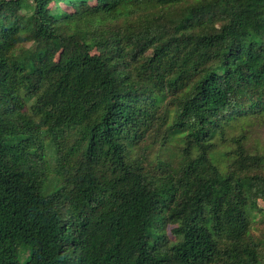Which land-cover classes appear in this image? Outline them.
<instances>
[{"label": "trees", "instance_id": "1", "mask_svg": "<svg viewBox=\"0 0 264 264\" xmlns=\"http://www.w3.org/2000/svg\"><path fill=\"white\" fill-rule=\"evenodd\" d=\"M262 117L264 0H0V264H264Z\"/></svg>", "mask_w": 264, "mask_h": 264}, {"label": "rangeland", "instance_id": "2", "mask_svg": "<svg viewBox=\"0 0 264 264\" xmlns=\"http://www.w3.org/2000/svg\"><path fill=\"white\" fill-rule=\"evenodd\" d=\"M41 55V51L39 52ZM63 57L60 55L57 57V62H61ZM235 135L239 131L247 130V146L252 149L254 152H264V117L258 120H247L243 125H239L238 128H235ZM239 136V135H238ZM224 162L221 160V164ZM260 208H263L264 205L262 202H259Z\"/></svg>", "mask_w": 264, "mask_h": 264}]
</instances>
